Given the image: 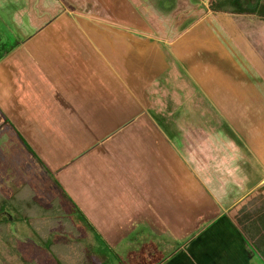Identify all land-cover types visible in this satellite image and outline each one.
I'll use <instances>...</instances> for the list:
<instances>
[{
  "label": "crops",
  "instance_id": "1",
  "mask_svg": "<svg viewBox=\"0 0 264 264\" xmlns=\"http://www.w3.org/2000/svg\"><path fill=\"white\" fill-rule=\"evenodd\" d=\"M209 1L16 0L12 14L1 3L8 35L23 38L0 47V110L65 188L74 220L95 229L92 245L82 235L48 244L81 243L93 264L252 256L236 216L264 198V0H237L252 5L242 13ZM86 161L78 180L70 171ZM97 196L111 209H97ZM5 242L23 252L18 264H59L41 242ZM76 253L59 257L73 264Z\"/></svg>",
  "mask_w": 264,
  "mask_h": 264
},
{
  "label": "rangeland",
  "instance_id": "2",
  "mask_svg": "<svg viewBox=\"0 0 264 264\" xmlns=\"http://www.w3.org/2000/svg\"><path fill=\"white\" fill-rule=\"evenodd\" d=\"M217 1L218 3L220 1L224 3L227 0H217ZM2 2H5L6 6L8 8H11L10 13L12 14V12H14V10L18 8L19 4L22 1L16 4V0H13L14 3L12 2V0H0V4ZM34 2L35 0H33V3ZM211 3H214V6H215L217 2L215 3V2L209 1L208 3L209 7L213 8V5L211 7ZM181 6L184 7L183 11L185 12H190L189 10H191L190 8H192V5H190L189 3H184ZM240 6L242 8L250 9L252 5L250 6L246 4L245 5L241 4ZM1 7H2V4L0 5V13L7 14L6 11H4ZM261 10L264 12V6L261 8ZM6 23L7 24L4 25L0 22V47L1 45H3L5 49H7L8 47L13 49L14 47L16 48L15 46L16 43L19 41L21 37L23 38V36L16 37L13 35H8V32H7L8 29L9 31H12L13 26L10 20H6ZM64 23L69 24L71 22L65 21ZM82 23H84L82 24V27L85 29H87L88 27L89 28L88 30L90 31V33H92V29H90L91 21H88V22L84 21ZM0 134H2L0 135V146H2V150H0V207L3 205V210H4V211L3 210L0 211V264H11V262H8L7 260L8 253H9V256L10 255L15 256L14 264H18L19 263L18 260H22L21 256H23L22 254L23 252L18 251L16 249L13 250L12 248L11 249L8 248L9 244L7 245L6 242L3 243V241H6V240L8 241L15 240L19 242V246H21V244H24V243L26 244V242L28 241H31L32 246L36 247L37 249L41 246L40 245V242H41L42 246L45 249H49V246L43 244V241L39 239V237L33 232L32 228L29 225V219L33 220L34 217H37L36 215H38V219L41 225L46 227L45 229H49V232H51L49 237H54V238L59 239L60 237L64 238L67 235L68 236L71 235L75 237L77 236L80 237L82 235L83 241L87 243L90 240L91 245L94 244L96 239L92 234H90V232H92L91 229L88 230L86 228L85 226L86 223L80 220L82 218L79 219L80 222L74 220V217L68 211L69 208L66 206V202H64L62 199L66 197L65 188L61 186L59 183H58L59 186L54 183V180L48 174L49 170L46 171L38 163V161L33 157V155L31 154V152L26 146V141L21 139L15 127H13L12 123L8 122V117L4 116L1 110H0ZM93 134H95L94 136L96 137L98 136V132H95ZM86 137L87 135H85V138ZM60 139L58 140L52 139V143L55 144V146H52V148L55 151L56 150L59 151L60 148H62V143ZM90 159H89V162L91 164L90 165L91 171H87V172L94 173L93 175L95 176V178L92 181H90V189L94 191L96 190L98 191L99 180L101 181L100 185L103 186V183H102L103 178L101 175L99 177V175L97 174L98 172H96L97 168L93 166L95 164V160L91 157ZM87 162L88 161H86L85 164L81 163L79 165L75 163V165L72 167L73 170L70 171V174H73L74 177L76 178L78 177L77 179L80 180L82 178L81 174H83V171H85V166L88 169ZM102 162L98 160V167H101V165L103 164ZM110 168H112V166H110ZM97 171H100V170H97ZM105 172L110 173L111 171L106 170ZM109 179H111L109 178V176L106 177V183H109L112 185L113 179L111 180ZM23 186H25V189L23 191L24 196L34 195L38 206L44 209H50V210L53 208L55 209L56 213L48 216L50 218L54 217L55 219H52V218L49 219L47 218V215L46 216L40 215V209H38L36 205L34 204L27 205L29 210L26 211L25 217L26 218L28 217V220H26V218L19 219L17 217L15 219L14 212L12 210L13 206H12V203L10 202V199L13 198L16 192L20 193V191L23 189ZM19 188L20 190L17 191ZM97 197L95 199V203L98 204V205L95 204L97 209L101 210L103 207L110 208L109 205L101 201V198L99 196ZM254 202L257 203V205L260 207L264 206L263 202L260 199H256ZM78 217L80 216L78 215ZM52 220H54L55 227L50 228V225H52L51 223L53 222ZM67 224L70 226H67ZM69 227L73 231L70 230ZM234 238L235 239L229 242L231 243L230 247L236 249V247H240V245L238 244L237 238L236 237ZM248 242L249 241L247 240L245 244L246 246L248 245V249L250 250V253H252V256L250 257L248 256L247 258L242 259V260H233L232 263L233 264H264V256L259 254L257 251H254L253 246L250 244V242L249 243ZM15 245L16 244L10 243V246H15ZM27 246H30V245L27 244ZM104 246L106 245L105 244L103 245L100 243L99 248H104ZM3 249H4V253H6L4 256H3L4 253H2ZM241 249L242 248H240V250ZM244 249L245 251L248 252L247 248L244 247ZM91 254H94V253H92L91 251ZM107 255L110 257V253ZM84 260L86 261L85 264L88 263V258L85 259L82 255L76 254L73 257L72 262L74 264H82V263L84 264ZM112 260L113 259L111 256L108 262H106V264L109 262L113 263ZM93 261L94 260L90 259V263L93 264ZM117 263L126 264L125 260L123 259H121V261L119 260ZM27 264H32V262L27 263Z\"/></svg>",
  "mask_w": 264,
  "mask_h": 264
},
{
  "label": "trees",
  "instance_id": "3",
  "mask_svg": "<svg viewBox=\"0 0 264 264\" xmlns=\"http://www.w3.org/2000/svg\"><path fill=\"white\" fill-rule=\"evenodd\" d=\"M212 2H217L214 6V3H211V7L213 5V8H211L214 11H224V12H233V13H242V12H248L249 10H246L242 8L239 2L237 0H227L224 3L220 1L218 3L217 0H212ZM232 10V11H231ZM4 49L0 50V60L4 57ZM27 148L33 155V157L38 161L39 164L42 165V167L48 171L47 167L45 164L42 162V160L38 157V155L33 151V149L26 143ZM50 174V172L48 171ZM57 185L59 186L58 182L55 181ZM26 186V185H25ZM25 186H23V189L19 192H16L15 195L13 196L12 199H10V202L12 203L13 206V212L15 219L17 218H26V211H28V206L29 204H34L38 209H40V215H47V218L49 219H55L54 217H48L49 215H53L56 213L55 209H44L41 208L40 206L37 205L35 196L29 195V196H24V189ZM20 188L17 190L19 191ZM21 195V196H20ZM256 199H260L263 204H264V198L263 195L258 194L254 196L253 198L249 199L246 203H244L241 208L239 209L238 215L236 216V221L239 227L240 232L245 236V238L251 243L255 251H257L259 254L264 256V206L260 207L255 203L254 201ZM254 200V201H253ZM17 202V203H16ZM3 210V205L0 207V211ZM77 210V209H76ZM4 211V210H3ZM78 213V211H76ZM80 214V211H79ZM242 214V215H240ZM20 215V216H19ZM22 215V217H21ZM37 217H34L33 220L29 219V225L32 228L33 232L39 237L41 241H43V244L48 245L49 249L51 248V252L53 255L59 260V264H71L69 260L66 259V261L62 260L59 257V254L61 252H67V253H73L75 254L76 252H79L78 254L84 255V258H88V263L86 264H92L90 263V259L92 260V256L90 255L89 252L87 251H82V248H84L81 243L77 244H64V243H59V244H48V237L50 236L51 232H49V229H45L43 225H41L38 215ZM81 216V214H80ZM14 218V217H12ZM28 220V217L26 218ZM51 221V220H50ZM50 225V228L55 227L54 220ZM67 226H70L67 224ZM70 230H72L69 227ZM95 229L91 227V231H94ZM45 231V232H44ZM48 231V232H47ZM73 231V230H72ZM79 237V236H77ZM69 245H71L73 248L70 250ZM77 254V253H76ZM84 260V264H85ZM74 264V263H73Z\"/></svg>",
  "mask_w": 264,
  "mask_h": 264
}]
</instances>
